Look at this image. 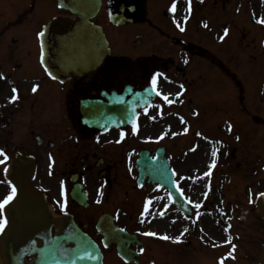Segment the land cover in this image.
Returning a JSON list of instances; mask_svg holds the SVG:
<instances>
[{"label": "flooded vegetation", "instance_id": "obj_1", "mask_svg": "<svg viewBox=\"0 0 264 264\" xmlns=\"http://www.w3.org/2000/svg\"><path fill=\"white\" fill-rule=\"evenodd\" d=\"M54 13L53 0H0V61L15 62L14 50L38 49L37 33ZM149 14L158 20L154 0H102L97 21L118 24L110 23L115 31L109 36L111 55L93 73L61 82L49 78L36 61L14 74L5 73L0 66V85L7 82L11 106L7 122L0 111V149L8 157L0 164V201L12 188L5 177L6 166L13 172L18 155L21 160L32 158L31 184L46 196L53 215H71L97 242L103 261L108 252H115V246L104 247L103 234L96 229L102 214L112 215L115 224L139 240L140 232L154 225L129 226L132 219L128 220L127 210L134 201H123L121 194L132 193L135 199V192H143L154 200L145 207L144 220L160 208L175 210L166 189L147 180L141 187L137 185L134 162L142 150L154 156L159 145L151 144L168 136V126L163 131L159 127L169 123V99L189 87L186 56L191 46L166 26L153 24ZM128 26L132 28L125 29ZM135 36L137 46L133 45ZM130 42L136 48L135 57L125 55ZM149 50L151 54L146 55ZM145 90L153 99L143 106L148 98L139 99L138 94ZM83 113L88 116L83 118ZM251 227H259L262 233L247 238ZM166 235L168 264H220L222 259L223 264H251L259 250L252 242L264 238V221L251 217L173 218ZM139 256L140 251L137 264Z\"/></svg>", "mask_w": 264, "mask_h": 264}, {"label": "rangeland", "instance_id": "obj_2", "mask_svg": "<svg viewBox=\"0 0 264 264\" xmlns=\"http://www.w3.org/2000/svg\"><path fill=\"white\" fill-rule=\"evenodd\" d=\"M166 1L170 3L158 0ZM175 1L172 20L184 19L192 40L202 42L203 50L187 68L193 82L190 108L176 118L169 116V123L159 129L168 126V135L174 137L165 143L172 165L187 181L185 192L194 209L190 217L232 218L249 204L252 210L264 193V23L259 22L264 0H191L190 10L189 0ZM14 51L20 63L17 73L35 61V49ZM167 228L155 225L161 231ZM261 233L251 227L247 238ZM255 240L258 244L259 238ZM157 249L158 261L167 264V243Z\"/></svg>", "mask_w": 264, "mask_h": 264}, {"label": "water", "instance_id": "obj_3", "mask_svg": "<svg viewBox=\"0 0 264 264\" xmlns=\"http://www.w3.org/2000/svg\"><path fill=\"white\" fill-rule=\"evenodd\" d=\"M76 14V18L59 19L49 23L41 36L42 61L52 76L86 73L96 67L105 53L107 45L101 29L89 21L99 7V0H69L62 4ZM139 179L145 175L151 181L169 186L166 182L171 173L162 152L151 160L145 153L137 160ZM19 198L12 209L0 239L6 264H101L102 255L98 246L74 224L68 223L59 233L51 236L50 220L42 215L37 217L39 197L31 193L24 184L20 185ZM177 207L187 211L177 190L171 193ZM263 198L257 199V206L264 218ZM21 214L22 221H15L14 215ZM111 239L117 243L119 255L125 256L124 242L130 237L120 234L114 227L109 228ZM37 239L41 242L38 243ZM25 255L31 261L24 262ZM258 264H264V251Z\"/></svg>", "mask_w": 264, "mask_h": 264}, {"label": "snow or ice", "instance_id": "obj_4", "mask_svg": "<svg viewBox=\"0 0 264 264\" xmlns=\"http://www.w3.org/2000/svg\"><path fill=\"white\" fill-rule=\"evenodd\" d=\"M175 8H176V3H175V0H174V3L172 5V10L175 11ZM191 9V0H189V10ZM260 23H264V18H261ZM207 26V25H206ZM228 33V30L225 29V35H227ZM40 36H43L44 33L41 32L39 33ZM43 59V57H42ZM49 75H51V73H49ZM160 74L158 73L157 76H159ZM153 84L155 85L156 84V78L154 77L153 78ZM36 89L34 88L33 91H35ZM16 89H13V92H15ZM17 97H12L13 100H15ZM165 100H167V96L164 97ZM169 103H171V101H169ZM136 127L134 125V128H133V131H136ZM123 135V133H122ZM213 155H215V153H213ZM0 156H3L4 159H0V164H4L8 157H7V154L4 152L3 149H0ZM215 165L213 164V167ZM7 168H5V172L7 173ZM207 174H210V173H207ZM9 183H11L9 181ZM262 196H264V193H261ZM16 196V186L15 185H12V188H11V192L9 193V195L3 200V201H0V210H3L5 208L6 205H8ZM197 208L200 207V205H196ZM7 224V218H4L3 221H0V232H3L4 228H5V225ZM147 235H157L156 233H147ZM164 239H169V237H167L166 235L163 237ZM235 250V246L233 245V251ZM141 251H144L143 249H141ZM229 255H231V253H229ZM234 258V257H232ZM220 264H223V259L221 260Z\"/></svg>", "mask_w": 264, "mask_h": 264}, {"label": "bare ground", "instance_id": "obj_5", "mask_svg": "<svg viewBox=\"0 0 264 264\" xmlns=\"http://www.w3.org/2000/svg\"><path fill=\"white\" fill-rule=\"evenodd\" d=\"M261 11V8L259 7V8H257V10H256V12H260ZM200 148H203V146H199ZM200 162V161H199ZM202 162H203V160H202Z\"/></svg>", "mask_w": 264, "mask_h": 264}]
</instances>
